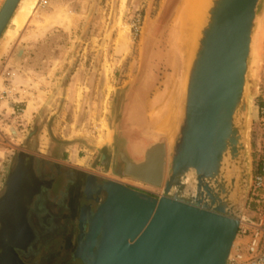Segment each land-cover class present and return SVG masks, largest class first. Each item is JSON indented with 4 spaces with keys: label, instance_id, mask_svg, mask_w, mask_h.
Listing matches in <instances>:
<instances>
[{
    "label": "rangeland",
    "instance_id": "rangeland-1",
    "mask_svg": "<svg viewBox=\"0 0 264 264\" xmlns=\"http://www.w3.org/2000/svg\"><path fill=\"white\" fill-rule=\"evenodd\" d=\"M179 1L37 0L20 29L2 34L0 192L16 156L23 151L83 175L145 188L154 196L160 194L159 187L123 176L120 154L139 160L151 143L168 142L166 132L156 127L150 116L167 96L157 106L151 107L150 102L182 78V73L186 75L189 62L184 70L171 54L170 28ZM262 78L264 0L246 90L250 156L254 101ZM31 101L36 108L26 116L24 109ZM73 153L80 156L78 166L71 165ZM249 188L250 181L243 213ZM255 208L246 212L255 216Z\"/></svg>",
    "mask_w": 264,
    "mask_h": 264
},
{
    "label": "water",
    "instance_id": "water-1",
    "mask_svg": "<svg viewBox=\"0 0 264 264\" xmlns=\"http://www.w3.org/2000/svg\"><path fill=\"white\" fill-rule=\"evenodd\" d=\"M262 0H211L186 70L180 116L167 144L151 143L141 159L125 153L122 175L159 187L158 196L107 179L94 209L83 204L74 255L83 264H225L251 178L246 95ZM19 0L0 6V38ZM33 156L21 151L5 178L0 217L23 201ZM15 216V215H14ZM13 217V216H12ZM14 218V217H13ZM13 233L5 238L14 240ZM1 264V263H0Z\"/></svg>",
    "mask_w": 264,
    "mask_h": 264
},
{
    "label": "flooded vegetation",
    "instance_id": "flooded-vegetation-1",
    "mask_svg": "<svg viewBox=\"0 0 264 264\" xmlns=\"http://www.w3.org/2000/svg\"><path fill=\"white\" fill-rule=\"evenodd\" d=\"M32 156L31 171L27 167L23 170V176L29 177L24 191L32 194L31 200L27 204L20 202L19 212L9 214L14 218L0 217V263L83 264L74 255L81 206L88 204L94 209L98 203L95 198L98 196L101 201L105 193L96 195V185L90 181L88 189L92 196L87 199L84 192L87 174ZM17 161L18 155L15 164ZM103 181L97 177L98 183ZM4 191L5 187L0 197ZM10 233L17 237L5 238Z\"/></svg>",
    "mask_w": 264,
    "mask_h": 264
},
{
    "label": "bare ground",
    "instance_id": "bare-ground-1",
    "mask_svg": "<svg viewBox=\"0 0 264 264\" xmlns=\"http://www.w3.org/2000/svg\"><path fill=\"white\" fill-rule=\"evenodd\" d=\"M36 2L37 0H19V3L9 21V25L14 28L9 27L8 25L5 28L3 35L10 33V31L16 32L20 29L26 19H28L33 12ZM210 4L211 0H180L179 4H177L174 9V14L172 13L173 20L170 28V37L172 39V59L174 63H178V66L181 64L182 69L184 70L186 68V64L191 59L197 39L200 35L201 27L205 23ZM184 78L185 75L182 73V78H179L177 82L172 84V86L165 91V93L162 92L163 94H157L154 100L150 102L151 107H154L155 105L157 106V102H159L158 104H161L164 97L167 96L165 102L159 110H153L150 112V116L152 118V123L156 125V127L158 126L161 128L164 133L166 132L168 138L172 137L174 133L173 128L176 129V127H174V119L178 117L176 114H179L178 109L181 103L179 102L181 94L180 89H182ZM182 91L184 90L182 89ZM35 108V103L33 101L29 102L24 109V114L26 116H30ZM242 216L243 215H241L240 218Z\"/></svg>",
    "mask_w": 264,
    "mask_h": 264
},
{
    "label": "built area",
    "instance_id": "built-area-1",
    "mask_svg": "<svg viewBox=\"0 0 264 264\" xmlns=\"http://www.w3.org/2000/svg\"><path fill=\"white\" fill-rule=\"evenodd\" d=\"M251 178L247 208L239 219L236 237L225 264H264V78L257 86L252 119Z\"/></svg>",
    "mask_w": 264,
    "mask_h": 264
},
{
    "label": "crops",
    "instance_id": "crops-1",
    "mask_svg": "<svg viewBox=\"0 0 264 264\" xmlns=\"http://www.w3.org/2000/svg\"><path fill=\"white\" fill-rule=\"evenodd\" d=\"M138 148H139V147H138ZM133 150H134V152L139 153V149H136L135 147H133ZM71 160H72V163H71L72 166H78V165H79V160H80V156H79V154L73 153V154L71 155ZM128 185H129V184H128ZM131 186H133V185H131ZM133 187H137V186H133ZM138 188H141V187H138ZM141 189H144V190H146L149 194H151V192H150L148 189H145V188H141Z\"/></svg>",
    "mask_w": 264,
    "mask_h": 264
}]
</instances>
